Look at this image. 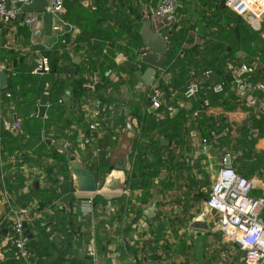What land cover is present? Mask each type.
<instances>
[{
  "label": "crops",
  "instance_id": "obj_1",
  "mask_svg": "<svg viewBox=\"0 0 264 264\" xmlns=\"http://www.w3.org/2000/svg\"><path fill=\"white\" fill-rule=\"evenodd\" d=\"M73 1H64L63 17L56 18L52 14L46 13L51 16L52 22L49 24L46 22V14L44 13L38 28L23 23V20L18 21V19L13 24L0 28L3 30V44L0 45V50L2 47L4 53V58L0 55V64H5L8 51L18 53L20 57L26 59L28 64L33 66L31 75L41 85L39 93H35L34 87L24 92L20 97H13L8 93L4 94L3 89H0L2 116L10 123L11 131L15 134L20 131V134L24 135L23 142H26L27 138L32 140L35 134L42 137V134L47 132L52 135L53 139H49L51 142L61 144L65 141L68 142V145L72 146L73 153L83 162H87L90 148L80 149L77 142L86 132V120L92 110L98 105L102 110H105V105L99 101L100 95L91 96L92 91L89 85L93 77H97L98 80L101 76L103 78L108 77V81L115 83L114 85L118 84L115 89H112V86L110 87L112 83L107 86L108 81L101 80L103 94H110L112 97L113 111L109 114L108 124L95 133L97 137L95 144L105 154V156L103 154H97V156L99 155V159L105 157L106 163L112 167L120 158L125 162L124 172L127 175L133 169V160H129V157L131 150L136 149L133 142L140 134L142 116L146 109L148 113H154L150 105L143 104V99L147 98V93L151 88L158 83L162 84L168 92V101L172 103L170 105L174 107L173 114L179 108L184 109L186 114L181 119L180 127L177 126L179 133L173 137L181 140L178 145L172 138L178 129L176 131L165 130L159 126L151 129V138H158L160 146L167 147V149L161 148L160 152H164L162 161L166 166L161 167L163 173L159 177L153 178V187L150 189L148 199L141 200L139 198L141 191L136 189H131L132 194L129 197L100 193L95 195L100 197V200L94 201V209L88 212V206L84 203V199L89 197V194L78 193L74 190V195L78 200L74 214L77 215L78 221H84V225L72 230L74 239L69 244L64 242L63 237H59L53 232L51 228L53 222L46 220V216L51 214V210L42 207L38 199L47 197L53 188L56 193L60 192L63 187H73L75 182L72 175L69 172V176L64 177L57 172L55 184L54 182L52 184L46 180V174L40 168L23 166L21 170L25 176V181L22 189L18 192L28 193L29 188L37 184L39 191L37 195L30 197L27 205L31 207L32 211L34 209L36 212L42 213L38 220L35 219L37 215L31 216L28 225L29 243L40 233L42 235L43 231L47 233V236L53 234L54 237L61 239L60 244H56L54 241L55 247H50L51 250L54 249L51 251L53 253L45 255L41 250L48 247H44V243L47 244L49 240L41 236L44 242L38 244L41 250L36 251V256L32 258L33 264H136V261H133L127 252L129 246L133 248L149 246L146 249V256L143 255L144 258L141 259L144 260L145 264H239L241 250L224 238L214 223V216L212 217L210 214V209H204L203 202L204 198L207 197V191L208 193L210 191L218 169L223 166L222 159L229 158L230 165L232 164L235 157L233 152H236L232 150V147L236 142L234 140L238 139L239 127L242 126L249 132L254 130V136L258 133V129L251 128L252 125L249 122L252 119L262 124L263 127L261 126V138H257L255 142H249L250 154L251 157L262 156L264 159V119L260 120L264 116V103L257 93L238 92L224 70V64L227 65L228 62L245 61L244 56L246 54L242 49L237 48L236 44L242 42L240 39L242 37L247 40L248 34H243V36L239 34L238 18L229 9L223 7H220L218 12L212 15V5L217 4L215 0L209 1L208 4H201V0H180L176 18L172 23H168L153 14L152 11L158 0L108 1L109 9L114 10L115 6L121 8L120 10L124 9V17L130 23L138 21L143 23L147 20L151 30L164 38L169 50V44H171V40H174L173 42H176L178 46L173 48L174 52L171 51L172 54L170 53L171 56L169 55L170 58L168 59L170 61L177 63L181 60H187L194 66H201L199 65L201 47L213 39L214 45L208 56L214 55L219 58V61H224L221 67L222 71L213 69L212 71L209 70L210 72H201V78L196 79V81L199 82V88H201L206 84L208 78L211 79L212 77L215 88L220 86L216 90L223 88L226 90L225 92H230L236 98L229 99L228 108L210 105V108L204 111L205 116L214 120L216 124L221 119V126L224 125L225 128L219 136L225 137L228 134L229 139L232 140L231 143V140L229 141L227 149L225 145L219 146L218 140H216V145L208 140L205 145L200 140L204 138L201 134V124L195 119L196 117L192 116L191 98L188 99L184 96L187 81L177 80L176 74L179 73L177 70L167 71L165 66L162 69H157L153 79L154 85L150 84L149 86L142 80L141 75L147 65L137 60L134 62L130 60L131 53L130 48H127L128 41L125 31L120 34L124 41L115 37L111 43L105 44L102 51L104 53L110 48L111 53L108 57L110 59L113 55L116 67L109 65L111 69H108L106 67L108 62L99 56L94 70H82L80 62L83 53L74 50L69 44H64L66 35L75 38L80 32L77 27L65 20L66 12L73 8L71 5ZM80 1L85 6L92 5L93 2L96 4L101 2V0ZM258 24L254 23L255 26ZM54 25H58L59 28L55 30ZM259 25L262 27L263 33L264 21ZM123 28L121 29L124 30ZM250 30L246 28L243 32L250 33ZM25 31L29 32L27 38L23 35ZM262 33H259L261 38ZM116 47L120 49L115 50ZM35 49L38 58L36 56L30 58ZM136 51L135 54L137 55ZM41 56L48 58L52 72L57 74L59 89L62 91L58 99V103L61 104L60 109H57L59 106L57 102L50 99L55 90V88H51L49 82L52 76L51 72L36 71ZM255 60L254 79H264V63L260 62L258 57H255ZM131 67L133 68V77L127 72L132 69ZM189 67V71L192 70L193 67ZM5 69L0 68V71H5ZM5 73L6 81H8V73L6 71ZM171 90L172 92H170ZM127 95H129L128 98ZM39 104L47 106L42 118L38 117ZM175 105H177L176 108ZM162 114L160 113V118L163 117ZM13 115H15V121L11 122ZM36 126H39L38 131ZM72 134L75 135V142L73 143L70 141ZM218 137L216 136V138ZM239 140L242 139L239 138ZM5 143L8 145L16 144L12 139H6ZM47 144L49 143L47 142ZM205 146L208 149V155H200V149ZM169 150L173 152L174 158L166 164ZM153 158V155L148 157L150 161ZM196 159L199 160L198 167L194 165ZM175 162L183 165L180 172L169 169L171 164ZM48 163L57 167L60 165L56 161H49ZM177 171L178 174H176ZM261 172L264 174L263 170ZM252 194L256 195L253 190ZM54 204H58L61 210L67 208L63 207L59 201H54ZM147 208H151L153 211L151 218L144 214ZM3 211L4 208L0 199V214ZM39 221L40 223L36 227ZM194 221L209 222L208 228L203 230L193 227L191 224ZM1 230L0 264H22L23 262L14 260L5 262L6 258L2 254V250L6 233L3 235ZM69 230L71 232L70 227ZM84 233L90 235L88 241L83 240ZM58 248L61 252L60 255ZM78 248L81 250L79 256L74 252ZM91 250L93 255L90 254Z\"/></svg>",
  "mask_w": 264,
  "mask_h": 264
},
{
  "label": "trees",
  "instance_id": "obj_2",
  "mask_svg": "<svg viewBox=\"0 0 264 264\" xmlns=\"http://www.w3.org/2000/svg\"><path fill=\"white\" fill-rule=\"evenodd\" d=\"M109 0H101L99 3H94L92 5L85 6L81 3L80 0H74L73 3L71 4L73 8L71 10L66 12L65 14V20L77 27L80 32L78 36L75 38H70L68 35H66L64 38V44H69L71 45L74 50L82 52V61L81 66L82 70H94L96 68L95 64H97L98 57L102 56L105 62H108L106 64V67L109 69V65H113L116 67L117 65L114 63L113 55L108 57L110 52V48L107 49L104 53L102 52L105 48V44L107 42L111 43L112 39L109 38L110 36L107 35V30L110 31L109 34L111 33H116V34H121L123 31L126 32L127 34V41H128V49L130 48V60L133 62L136 61V54L135 51L138 50L140 46H142V40H141V34H140V28L142 25L141 21L138 22H129L127 18L124 17L125 15V10L121 8H117L115 6L114 10L109 9ZM224 1L225 0H215L217 4H214L215 9H218L220 7H223L225 9H228L227 7L224 6ZM230 10V9H229ZM231 11V10H230ZM215 12V14L217 13ZM236 17L238 18V23L242 24L244 30L247 28L251 29L250 33L248 34V39L244 40V38H240L242 40L241 43H243V48L242 50L246 54L244 56L246 63L252 64L256 63L255 56L253 54H258V52H261L264 50V40L261 38L259 33H262V27L258 30L253 29L247 22L244 20L241 16L237 15L233 11H231ZM212 15H214L212 13ZM109 21H111L109 23ZM239 24V25H240ZM116 25V26H115ZM116 27V28H115ZM119 29H118V28ZM124 27L122 30L121 28ZM240 28V27H239ZM116 29V31H115ZM113 33V34H114ZM23 35L27 38L29 36V32L25 31ZM118 38V37H117ZM174 41V40H173ZM171 40V44H169L170 50L168 49L167 52V57L166 62L164 64L165 67H167V71H172V70H177L179 72L176 74L177 80L179 81H195L198 84V91L196 95L191 98L192 101V109L191 113L195 110L198 109L200 102L202 104V101L207 100L210 105H220L223 106V108H228V101L229 99H236L235 96L231 95L230 92H225L226 90L220 89L216 90L215 89V84L214 81L208 78V81L206 84H204L203 87L199 88V82L196 81V79L201 78V72H210L209 70L213 69H218L220 71L221 67L224 63V61H219V58L215 57L214 55L208 56L209 52L213 48V39L209 40V42L204 43L203 46L201 47V62L199 63V67L194 66L193 63L188 62L187 60L185 61H178L173 62L168 60L172 54L171 51L174 52L173 48L178 45H176V42H173ZM172 43H174L172 45ZM263 44V46H262ZM63 46V44H62ZM120 49L119 47H116L115 50ZM33 54L30 55V58L36 56L38 58V53L35 50H33ZM137 52V51H136ZM106 53V54H105ZM171 53V54H170ZM3 51L2 47L0 50V55L2 58L3 56ZM8 57L6 58L5 64H6V69L5 71L8 73V81L6 86L3 88V93L6 94L8 93L10 96L13 97H20L24 92H27L28 90H31L32 88L35 87V93H39L40 90V84L37 80L33 79V76L31 75V71L33 70V66L31 64H28L26 62L25 58H22L19 56L18 53H15L14 51L7 52ZM170 55V56H169ZM46 57V56H45ZM257 59V58H256ZM255 60V61H254ZM259 60V59H258ZM260 61V60H259ZM242 62V61H240ZM262 62V61H260ZM239 63V62H238ZM264 63V61L262 62ZM196 64V61H195ZM133 66V65H132ZM192 66V70L189 71L190 67ZM224 70L225 73L228 75L230 78V74L226 68V64H224ZM113 68V67H112ZM132 68V67H131ZM130 68V69H131ZM111 69V68H110ZM51 70V66H50ZM48 71L49 73L51 72L52 76L50 77V86L52 89L55 88V92L53 91L51 94L50 99L54 100L57 102L59 105L57 109H60V105L58 103L59 99V94H61L62 91L59 89V83H58V77L57 74H54L51 71ZM133 68L131 70H128V74L133 77ZM256 70H254L253 77L255 74ZM105 79L108 81V77H100V80L96 86V89L92 92L91 96L95 95H100L99 101H102V103L105 105V110L101 111L105 114L109 113V106L112 105V97L110 94L104 95L102 92V82L101 80ZM137 79V78H136ZM231 81V78H230ZM162 83V81L160 80ZM112 82L108 81L107 86L110 85ZM155 81L152 83L154 85ZM232 83V82H231ZM115 83H112L110 87L112 89H115L117 87V84L114 85ZM222 85V84H221ZM58 86V89L56 87ZM150 86V85H149ZM153 87H157L160 89L162 92L163 98L165 99V104L156 109L154 113H148L147 109L145 110L143 116H142V124L140 128V134L137 136L134 140V149L133 151L131 150L129 160H133V169L131 172L127 173L126 175V183L127 186L130 189H136L140 190L141 192L139 193V198L141 200H146L149 198V192L150 189L153 187V178L159 177V175L162 172L161 167L166 166L164 162L162 161V157L164 155V152H160L161 148L167 149V147H161L158 141V138L152 139L151 138V129L155 127H163L165 130H172L176 131L178 129L177 126L180 125L181 119H183L184 115L186 114L183 110L184 109H178V111L175 114H170L166 110V105H170L168 101V92L165 90L162 86V84H157ZM220 87V86H219ZM225 89V88H224ZM165 90V91H164ZM172 92V90L170 91ZM3 94V95H4ZM201 98V99H199ZM94 100H97L96 98H93ZM116 101L114 102V104ZM118 103V102H117ZM143 104L144 105H149V100L148 97L146 99H143ZM177 105H175V108ZM2 110V109H1ZM160 113H163V117L160 118ZM159 117V118H158ZM199 123L201 124V134L204 138H206L209 142L211 141L213 145H216V140H218L219 146L226 145L223 141L228 140V142L231 140L229 139L228 134L225 135V137L219 136V134L224 130V125L221 126V119L219 123L216 124L214 120H211L210 118L205 116L204 111H201V113L195 118ZM264 116L261 117L260 120H263ZM88 120V118H87ZM87 120H86V127H87ZM252 125V129H258V133L256 136H254V130L252 132H249L248 129H244L242 126L239 127V136L237 137L238 139L234 140L236 141L233 144L232 150H235L236 152H233V155L235 156L232 160L231 167L235 169V171L242 176L248 178L246 175H250L251 171L256 172L258 169H260L263 166V157L262 156H256V157H251L250 154V149H249V142H255L256 138L260 136L261 132V126L259 122L254 121L252 119L249 122ZM49 124V123H48ZM47 125V124H46ZM50 125V124H49ZM180 127V126H179ZM263 127V126H262ZM37 131L39 130V126H36ZM163 133H166L163 131ZM179 133V129L177 132H175L172 136L175 137ZM179 135V134H178ZM23 134L16 135L11 131V129L6 130L4 128L0 129V143L2 144L0 146V174L3 171L10 170L12 173L7 174L5 178V183L6 187L9 191V193L15 198V204L17 205H27L28 201L31 196L37 195L38 189H37V184L34 187L29 188L28 193H19L18 191L22 189L25 181V176L23 174V171L21 170L22 165H26L29 168L33 167H38L43 172H45V178L47 181L50 183L55 184L56 181V173H60L62 176H69V171L67 170V166L65 163V154L61 151H58L57 148H55L53 145L50 143L47 144V139H53L52 135L50 137L43 138L39 136V134H35V137H33L32 140L28 139L26 142H23ZM216 136L218 138H216ZM168 137V136H167ZM70 141L75 142V135H70ZM179 138V137H178ZM242 139L241 141L239 140ZM6 139H12L16 142L15 145H8L5 143ZM175 140V143L178 145L181 143V140ZM223 139V140H222ZM246 139V141H245ZM232 140L230 141V143ZM245 142V143H244ZM78 143V142H77ZM94 144V142L92 143ZM229 143L227 144L226 148L228 149ZM238 146H241V149L243 150H238ZM71 145L69 144L68 148L71 149ZM245 147V150H244ZM88 148V158H87V165L89 170L97 177V178H103L105 177V172L104 168L106 169H111L112 166L106 163L105 157L99 159V155L103 154L104 152H99L98 156L93 157L91 156V147L89 146ZM72 150V149H71ZM244 151V152H243ZM73 152V150H72ZM169 157L166 160V164L170 162L174 158V154L172 151H168ZM105 156V154H103ZM150 155H153L154 158L150 161L148 157ZM232 155V154H231ZM49 159H52L56 162H58L60 165L54 166V165H49ZM92 159V160H91ZM99 159V160H98ZM48 160V161H47ZM171 164V163H169ZM98 169L96 170V168ZM183 167L182 164H179L177 162L172 163L169 169L171 170H178L180 172L181 168ZM95 169V170H94ZM176 172L178 174L179 172ZM253 172V173H254ZM107 174V173H106ZM160 182H163L160 180ZM2 185L0 183V199L2 197ZM208 196V191L207 194ZM100 197L95 196L94 201H99ZM121 200V199H120ZM54 201H59L63 207H67L64 210L60 209V206L58 204H54ZM40 203L42 207H47L48 209L51 210V214H47L46 220H51L53 222V226L51 227L53 232L59 236L63 237V240L65 243L69 244L72 242L74 239L72 230L75 227H79L81 225H84V221L80 222L78 221V217L75 212V206L78 203L77 198L74 195V189L72 186L70 187H63V189H60V192L55 193V189L53 188L48 194L47 197L41 198ZM123 204V201H121ZM123 206V205H121ZM63 211V213H61ZM69 227L71 228V232H69ZM48 238L50 241V246L52 248L55 247V242L53 240L54 235H48L44 231L42 232V235H37V237L34 240H30L29 249L31 253V260L34 256H36V251L41 248H39L38 244L41 242H44L42 240V237ZM31 244V246H30ZM50 246L47 248H42L41 252H49L50 251ZM32 247V248H31ZM149 246H143L140 248V252L143 253V255L146 256V249ZM137 248H133L131 246L128 247L127 252L130 255H133L137 252ZM52 251V250H51ZM60 249L58 248V254L60 255ZM44 254V253H43ZM58 255V256H59ZM6 260L5 262H9L11 260L14 261H20L23 262L22 264H25L23 260L20 259H15L10 256L5 257ZM143 257L140 258L143 259ZM138 260L136 264H145L144 260L140 261ZM132 264V263H131Z\"/></svg>",
  "mask_w": 264,
  "mask_h": 264
},
{
  "label": "built area",
  "instance_id": "obj_3",
  "mask_svg": "<svg viewBox=\"0 0 264 264\" xmlns=\"http://www.w3.org/2000/svg\"><path fill=\"white\" fill-rule=\"evenodd\" d=\"M65 0H46L44 13H50L58 18V12L63 11ZM29 0H0V28L13 24L18 15L21 13L23 4ZM180 0H158L153 14L167 21L174 22L177 14V7ZM224 6L241 16L255 30L260 29V23L264 21V0H225ZM44 13H24L23 23L38 28L41 25L42 15ZM254 23H259L257 26ZM53 28L57 30L58 25ZM264 40V32L262 33ZM144 47H140L137 53L143 52ZM37 72H48L50 70L49 60L41 56ZM255 63L246 62H228L226 68L230 74L233 87L242 93H257L264 103V79H254L253 73ZM1 69H5V64H0ZM99 80L93 77L89 88L93 92L96 89ZM219 85L217 88L218 89ZM198 91V84L195 81L188 82L184 89V96L188 99L193 98ZM1 95V92H0ZM149 105L152 110L162 107L165 104L162 92L159 88L153 87L147 94ZM99 106V105H98ZM95 107L90 113L87 120L86 132L78 141L80 149L91 147L93 157L99 154L100 149L96 145V132L108 124L109 114L113 111V105L109 106V113L105 114L101 108ZM210 108L207 100L200 102L198 109L192 112L193 117H197L201 111H207ZM166 110L172 115L174 107L166 105ZM9 122L3 118L0 105V129L9 130ZM203 144H207L206 138L200 139ZM94 142V144H92ZM69 146L68 142L63 143ZM208 155L207 147L200 149V155ZM223 166L217 171L216 177L208 193L207 205L215 209L214 223L224 238L236 245L240 250L239 264H264V197L253 195V182L237 173L230 165L229 158H223ZM229 164V165H228ZM26 165H22L21 168ZM27 167V166H26ZM12 173L10 170L1 172L0 183L2 185L1 202L4 211L0 214V230H5V243L2 254L4 257L10 256L20 259L25 264H33L29 249L28 225L31 221V207L29 205L15 204V198L9 193L5 178L7 174ZM89 193V197L84 199L88 206V212L94 207L95 195ZM129 197L132 190L127 186L121 193H115ZM131 256L133 261H138L143 257L140 248ZM90 254L94 253L92 250ZM140 255V256H139ZM134 263V262H133Z\"/></svg>",
  "mask_w": 264,
  "mask_h": 264
},
{
  "label": "water",
  "instance_id": "obj_4",
  "mask_svg": "<svg viewBox=\"0 0 264 264\" xmlns=\"http://www.w3.org/2000/svg\"><path fill=\"white\" fill-rule=\"evenodd\" d=\"M113 0H110L112 2ZM46 0H29L28 3L23 4L21 7V13L18 15V21H21L24 13H44L46 7ZM58 16L63 17L64 11H59ZM3 30L0 29V45L3 44ZM142 45L144 51L138 53L136 59L138 62H142L147 65L143 71L141 78L142 80L150 85L153 82L154 75L157 69H162L166 62L168 46L164 38L151 30L150 24L145 20L140 28ZM75 62V61H74ZM7 84L5 71H0V89H3ZM47 106L45 104L38 105V117H44L45 110ZM12 121H15V115L12 116ZM20 134V131L16 133ZM25 142V141H24ZM48 143L56 147L59 151L65 154V163L67 170L72 175L74 180L73 188L78 193H121L126 188V175L124 172L125 162L120 158L117 159L116 164L112 167L109 173L103 178H97L88 168L86 162H83L75 155L70 148L64 146L61 143L51 142L47 140ZM194 165L198 167L199 160L194 161ZM229 165V164H228ZM36 186V184H34ZM207 198H204L203 202L205 205L204 209L209 210L210 214L215 216L216 211L207 205ZM144 214L148 217L153 216V211L151 208H147ZM209 222L194 221L191 225L196 228H201L203 230L208 228ZM2 234H5V230H1ZM51 233V231H50ZM56 244H60L61 239L59 237H54ZM67 248V245L65 246ZM68 264V263H64Z\"/></svg>",
  "mask_w": 264,
  "mask_h": 264
},
{
  "label": "rangeland",
  "instance_id": "obj_5",
  "mask_svg": "<svg viewBox=\"0 0 264 264\" xmlns=\"http://www.w3.org/2000/svg\"><path fill=\"white\" fill-rule=\"evenodd\" d=\"M209 1H211V0H201V4L202 3H206V4H208V2ZM210 3V2H209ZM212 9H213V14H215V12H217V9H215V7H214V5H212ZM46 14V13H45ZM45 17H46V22H47V24H49V23H51L52 21H51V16L50 15H45ZM240 23H238L237 22V25L240 27V30H239V34L240 35H242L243 36V34H249V32H243L244 31V27L243 26H241L242 24H240ZM110 33V31H108L107 30V35L108 36H110L109 38H113V37H118L119 38V40H121V41H124L123 39V36H121L120 34H116V33H111V34H109ZM236 46H237V48H239V49H242L243 48V43H241V42H237V44H236ZM262 46H263V44H262ZM253 55H256L255 57H258V59L260 60V61H264V50H262L261 52H258V54H253ZM148 94V93H147ZM128 96L129 95H127V98H128ZM48 137H50V134L49 133H47V132H45V133H43L42 134V139L43 138H48ZM263 137V136H262ZM257 138H261V136H258ZM256 138V139H257ZM226 145L225 146H227V144L229 143L228 142V140H224L223 141ZM238 150L240 151V150H243V149H241V146H238ZM244 152V151H243ZM54 160H50V162H53ZM263 162H264V159H263ZM263 167V168H262ZM260 169H258L256 172H254V171H251V173H249L250 175H246L247 177H248V179H250L252 182H253V193L254 194H256V195H259V196H263L264 197V174L261 172V170H263L264 171V164H263V166H262ZM112 169V168H111ZM111 169H106V168H104V172H105V176L109 173V171L111 170ZM254 172V173H253ZM107 173V174H106ZM66 180H68V179H66ZM38 201L40 202V200L38 199ZM34 215H37L36 217H35V219H37L38 220V218L40 219V216H42V213H39V212H36L34 209H33V211L31 212V216H34ZM37 220H36V222H37ZM40 223V221L37 223V225H36V227H38V224ZM84 238H83V240H85V241H88L89 240V234L88 233H84ZM84 242V241H83ZM49 247L50 246V241L46 244V243H44V247ZM51 247V246H50ZM80 248H78V250H75L74 252H76V254H78V256H79V254H80V251L81 250H79ZM54 249H52V251H53ZM45 255H49L50 253H53V252H51V249H50V251L47 253L46 251L45 252H43ZM72 254H73V252H72ZM75 254V253H74Z\"/></svg>",
  "mask_w": 264,
  "mask_h": 264
}]
</instances>
